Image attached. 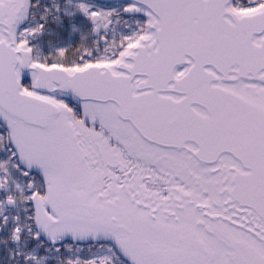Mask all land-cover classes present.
<instances>
[{
	"label": "snow or ice",
	"instance_id": "6c2138e0",
	"mask_svg": "<svg viewBox=\"0 0 264 264\" xmlns=\"http://www.w3.org/2000/svg\"><path fill=\"white\" fill-rule=\"evenodd\" d=\"M0 264H264V0H0Z\"/></svg>",
	"mask_w": 264,
	"mask_h": 264
}]
</instances>
